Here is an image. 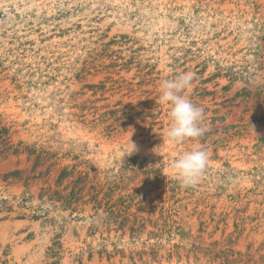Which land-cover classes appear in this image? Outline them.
<instances>
[{
	"label": "rangeland",
	"instance_id": "1",
	"mask_svg": "<svg viewBox=\"0 0 264 264\" xmlns=\"http://www.w3.org/2000/svg\"><path fill=\"white\" fill-rule=\"evenodd\" d=\"M186 72L207 131L174 144ZM0 133L49 159L0 145V264H264V0H0Z\"/></svg>",
	"mask_w": 264,
	"mask_h": 264
},
{
	"label": "clouds",
	"instance_id": "2",
	"mask_svg": "<svg viewBox=\"0 0 264 264\" xmlns=\"http://www.w3.org/2000/svg\"><path fill=\"white\" fill-rule=\"evenodd\" d=\"M193 74L186 72L174 79H165L160 84L159 102L170 106V127L167 138L171 143L180 144L186 140H198L207 128L204 125V108L195 104L185 95L192 87ZM138 151L137 145L129 138L128 155ZM208 154L203 148L185 152L173 164L175 177L182 187L198 184L208 165Z\"/></svg>",
	"mask_w": 264,
	"mask_h": 264
},
{
	"label": "trees",
	"instance_id": "3",
	"mask_svg": "<svg viewBox=\"0 0 264 264\" xmlns=\"http://www.w3.org/2000/svg\"><path fill=\"white\" fill-rule=\"evenodd\" d=\"M7 134H3L0 133V145H3L4 150L2 151V153H6L5 157L7 158L9 155L13 154V155H20L21 153H24L25 151L28 152V158L29 160H31L33 157L35 158V165L33 167V171H35L42 163L43 160H49L46 159V157L44 156V152L40 151L38 152L37 149H30L28 147L23 148L22 143H19L18 146H16L15 148H13V144L9 145L10 140L8 139V137L6 136ZM13 148V150H11ZM54 164H51L46 171H42L40 176H28V181L30 179H36L38 177H44V176H49L51 171H52V167ZM25 171L24 170H17L16 172H11L8 173L4 176V180L5 181H9V179L11 177H13L14 179H21L23 173ZM67 168H64L58 178V182L63 181V179L65 177H67ZM55 193H60L59 191H56ZM52 197V196H51ZM61 197V196H59ZM70 202V201H69ZM1 204H3V209H8L9 211L12 210V206H7V200H2ZM5 204V205H4Z\"/></svg>",
	"mask_w": 264,
	"mask_h": 264
}]
</instances>
